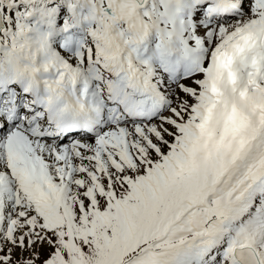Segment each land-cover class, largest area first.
Instances as JSON below:
<instances>
[{"label":"snow or ice","instance_id":"snow-or-ice-1","mask_svg":"<svg viewBox=\"0 0 264 264\" xmlns=\"http://www.w3.org/2000/svg\"><path fill=\"white\" fill-rule=\"evenodd\" d=\"M0 264H264V0H0Z\"/></svg>","mask_w":264,"mask_h":264}]
</instances>
